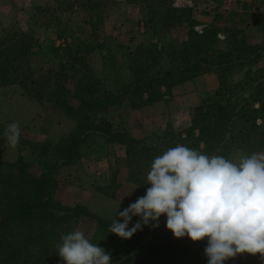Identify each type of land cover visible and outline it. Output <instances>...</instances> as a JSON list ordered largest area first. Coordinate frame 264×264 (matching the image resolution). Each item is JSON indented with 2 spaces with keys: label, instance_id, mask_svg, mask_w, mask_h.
<instances>
[{
  "label": "trees",
  "instance_id": "1",
  "mask_svg": "<svg viewBox=\"0 0 264 264\" xmlns=\"http://www.w3.org/2000/svg\"><path fill=\"white\" fill-rule=\"evenodd\" d=\"M55 1L35 7L36 14L42 15L48 24L61 22L65 12L75 7L86 8L92 18L90 0L68 4ZM95 5L99 6L97 2ZM188 10L171 7L168 18L178 13L185 15ZM187 35L181 39L178 50L168 54V65L163 63L158 47H137L132 55L133 81L118 82V89L110 91L79 48H71L68 42L59 46L53 42V66L49 64L41 70L33 63L36 50L43 47L36 31L4 30L0 32V90L18 85L24 94L64 110L74 120L71 130L52 145L54 152L60 153L61 165L77 159L90 136H103L112 143L121 162L112 169L108 195L118 199L122 197V184L139 183L138 196L126 199L130 204L145 195V182L154 158L176 145L228 159L235 149L264 150V68H252L262 60L264 46L242 37L230 43L229 48L217 49V34L209 27L202 33L189 31ZM235 66L248 70L244 79L232 82L228 73ZM209 72L217 74L219 86L214 96L193 109L191 125L184 132L169 129L152 139L141 140L115 130L109 119L101 117L110 108L127 103L132 109H141L158 102L163 97V87L171 90ZM246 91H250V96H243ZM124 173L127 180H121ZM47 174L39 179L33 177L37 184H14L12 176L0 181V264H65L57 253V245L62 234L77 231L73 224L80 221L90 223L93 234L103 231L128 245L125 256L111 252L112 264H207L206 238L195 242L189 237L176 239L163 225L157 232L143 226L130 239H122L109 232L112 222L81 204H62L56 191L50 194L48 188L53 185L46 184ZM135 177L141 181H135ZM47 196V202H43ZM93 234L85 233L95 244Z\"/></svg>",
  "mask_w": 264,
  "mask_h": 264
},
{
  "label": "rangeland",
  "instance_id": "2",
  "mask_svg": "<svg viewBox=\"0 0 264 264\" xmlns=\"http://www.w3.org/2000/svg\"><path fill=\"white\" fill-rule=\"evenodd\" d=\"M61 1L68 4L74 0ZM47 2L55 4L56 1L0 0V32L12 29L36 31L43 47L36 50L33 63L41 70L48 68L49 64L53 66V42L57 46L63 42L70 43L71 48H79L86 55L88 63L110 91L118 89V82L133 81L132 55L137 47H158L163 53V63L168 65V54L178 50L181 39L187 38L189 31L202 33L207 27L214 29L218 38L217 49L229 48L230 43L242 37L261 48L264 46V0H167L163 3L159 0H107L106 4L103 0H90L92 18L86 8L75 7L65 12L61 22L50 24L35 12L38 4ZM96 2L101 7L96 6ZM171 7L190 10L185 15L173 14L170 19L168 12ZM63 58L60 56L61 60ZM252 68L254 71L264 68V55ZM247 70L235 66L228 73V78L232 82L240 81ZM197 80L195 84L189 83L188 92L182 96H176L163 87L160 89L163 97L157 105L135 111L127 103L116 106V109L110 108L101 117L109 119L115 130L141 140L152 139L169 129L184 132L192 122L193 109L214 96L219 86L214 72L203 74ZM243 94L250 96V91ZM12 122H19L21 128L16 147H12L5 136V129ZM74 125V120L64 110L41 104L24 94L20 86L3 87L0 90V181L10 180L7 177L12 176L14 184H37L33 177L39 179L48 173L46 184L53 185L48 188L49 192L56 191V197L62 204L78 203L110 222L113 218L122 222V218L115 214L118 208L123 211L129 206L126 199L138 196L140 186L136 184L139 183L122 184V197L118 199L108 195L112 169L121 160L115 156L113 144L103 136L88 137L77 159L67 165L59 164L60 153L54 152L52 145ZM252 153H264V150L249 152L235 149L230 159L238 161L241 156ZM123 178L127 180L126 173L121 180ZM135 181L141 179L135 177ZM145 184V190L151 186L147 182ZM47 200L48 196L43 202ZM139 219L134 216L129 227ZM163 225H166L165 215L159 218L158 228H150L157 232L163 229ZM73 226L93 234L90 223L80 221ZM169 232L173 237L171 230ZM93 235L95 244L106 252L120 256L129 252L127 244L109 233L97 231ZM225 264H264V259L258 253H243Z\"/></svg>",
  "mask_w": 264,
  "mask_h": 264
},
{
  "label": "clouds",
  "instance_id": "3",
  "mask_svg": "<svg viewBox=\"0 0 264 264\" xmlns=\"http://www.w3.org/2000/svg\"><path fill=\"white\" fill-rule=\"evenodd\" d=\"M16 147L19 122L5 129ZM145 195L115 214L109 232L130 239L143 226L166 228L176 238L207 239V264H225L238 254H260L264 259V153L241 156L238 161L209 156L176 145L154 158L147 174ZM130 195V194H129ZM134 216L140 217L131 227ZM57 253L65 264H112L110 252L91 243L83 231L62 234Z\"/></svg>",
  "mask_w": 264,
  "mask_h": 264
},
{
  "label": "crops",
  "instance_id": "4",
  "mask_svg": "<svg viewBox=\"0 0 264 264\" xmlns=\"http://www.w3.org/2000/svg\"><path fill=\"white\" fill-rule=\"evenodd\" d=\"M201 77V76H200ZM200 77H197L196 79H195V81H187V82H185V83H183V84H180V85H177V86H175V87H173L172 89H171V92L173 93V94H176V96H182V95H184V94H186L187 92H188V88L190 87V85H189V83L191 84L192 82H193V84H195V82H197L198 80V78H200ZM197 80V81H196ZM190 95V94H189ZM188 95V96H189ZM187 97V96H186ZM161 101V100H160ZM160 101H158V102H155V103H153V104H151V105H148V106H145V107H143V108H141V109H133V110H135V111H139V110H144V109H146V108H148V107H151V106H153V105H157V104H159V102ZM114 109H116L115 107H113ZM112 109V108H111ZM110 109V110H111ZM191 125V124H190Z\"/></svg>",
  "mask_w": 264,
  "mask_h": 264
}]
</instances>
